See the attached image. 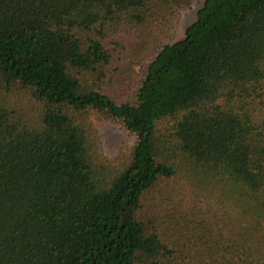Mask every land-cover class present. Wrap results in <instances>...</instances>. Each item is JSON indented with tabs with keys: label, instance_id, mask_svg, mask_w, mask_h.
<instances>
[{
	"label": "trees",
	"instance_id": "obj_1",
	"mask_svg": "<svg viewBox=\"0 0 264 264\" xmlns=\"http://www.w3.org/2000/svg\"><path fill=\"white\" fill-rule=\"evenodd\" d=\"M192 2L0 0V264H264V0Z\"/></svg>",
	"mask_w": 264,
	"mask_h": 264
},
{
	"label": "rangeland",
	"instance_id": "obj_2",
	"mask_svg": "<svg viewBox=\"0 0 264 264\" xmlns=\"http://www.w3.org/2000/svg\"><path fill=\"white\" fill-rule=\"evenodd\" d=\"M204 1L193 0L189 8L173 16L165 29L164 44H172L184 37L186 28L195 21L197 11ZM91 123L100 152L108 160H114L121 150L131 147L136 141L133 135L113 122L92 117Z\"/></svg>",
	"mask_w": 264,
	"mask_h": 264
}]
</instances>
